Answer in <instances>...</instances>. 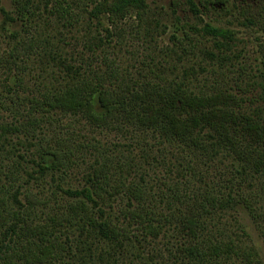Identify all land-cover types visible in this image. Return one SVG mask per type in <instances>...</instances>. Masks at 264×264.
<instances>
[{
	"label": "trees",
	"instance_id": "1",
	"mask_svg": "<svg viewBox=\"0 0 264 264\" xmlns=\"http://www.w3.org/2000/svg\"><path fill=\"white\" fill-rule=\"evenodd\" d=\"M94 1L90 13L96 17V26L101 27L98 20L101 14H106L109 26L101 27L96 37L83 44L89 52L85 60L81 57L75 61L73 56L77 52L64 56L52 50L46 53L42 39L35 35L24 37L8 52L17 69L22 68L24 58L30 54L44 52L51 64L47 65L51 78H44L35 85L31 97L23 98L26 109L22 121L13 127L1 126L0 138L6 131L34 137L43 123L52 125V116L59 113L82 119L98 131L119 135L141 152L149 149L146 138L152 136L160 145L182 148L192 157H182L174 166L177 183H167L170 199L167 212L161 210L146 186L141 165L132 159L121 161L119 156L97 147L95 165L86 177L88 186L62 189L68 200L64 207L46 213L39 209L46 200L29 190L23 193L24 203L17 200L16 190L12 195L15 207L10 209L6 199L0 197V261L63 264L62 254L67 245L59 238L62 228L66 237L67 231L75 229L76 237L96 240L99 261L104 257L114 259V255L134 247L133 244L139 249L145 237H157L160 232L165 233L164 228L173 225L174 237L183 239L177 256L179 260H187L186 264H218L231 257L241 259L244 264H258L257 259H252V252L232 241L216 238L222 237V233L219 229H208V219L216 211L237 206L253 219L258 216L253 206L258 195L250 189H240V185L259 179L260 190L264 192V113L245 112L239 95L222 87L220 81L199 79L194 65L182 68L180 75H167L165 62L153 63L150 58L146 69H124L119 57L111 56L108 49L113 48L114 36L120 38L124 31L119 24L121 20L140 19L145 13V0ZM225 1L214 0L212 4L221 5ZM12 3L16 17L27 27L35 15L32 1L12 0ZM187 3L193 15H199L197 5L192 0ZM255 4L257 16L264 11V0ZM75 6L74 0H53L48 11L62 21V26L71 27L76 22ZM189 29L196 30L195 26ZM201 35L231 38L230 32L208 24L201 28ZM198 43L184 31L173 46L189 54L197 49ZM203 53L215 59L212 53ZM196 66L204 70L200 64ZM234 84L237 92H246L237 82ZM74 145L61 134L54 135L39 149L43 162L49 161L38 165L40 172H65L74 162L72 158L77 152ZM221 156L230 161L226 177L204 182L201 170L197 169L199 161H213ZM196 182L198 185L193 186Z\"/></svg>",
	"mask_w": 264,
	"mask_h": 264
},
{
	"label": "rangeland",
	"instance_id": "2",
	"mask_svg": "<svg viewBox=\"0 0 264 264\" xmlns=\"http://www.w3.org/2000/svg\"><path fill=\"white\" fill-rule=\"evenodd\" d=\"M30 1L35 15L26 27L23 20L16 17L12 0H0V127H13L21 122L26 109L23 98L31 97L35 85L41 84L44 78H51L47 68L51 64L48 57H44V52L24 58L20 69L11 64L8 52L18 41L35 35L42 39L46 53L52 50L64 56V53L77 52L73 59L78 62L81 57L83 60L89 57V52L83 47L86 40L96 37L101 27L109 26L106 14L98 18L101 27L96 26V17L90 13L95 5L94 0H74L76 22L71 27L62 26V21L48 11L53 0ZM192 1L199 9L197 16L189 10L187 0H145L147 9L140 19L128 17L119 22L124 31L120 38L114 36L111 41L113 48L108 49L110 55H117L123 68L129 71L146 69L150 58H153V63L165 62L167 75H180L182 68L194 65L195 75L199 79L207 77L212 83L220 81L222 87L239 95L245 112L256 110L260 112L259 115H263L264 11L255 16L257 0H226L221 5L212 4L214 0ZM46 2L48 8L44 9ZM204 24L230 32L231 38L212 39L209 35H201ZM192 26L196 30L189 29ZM184 31H188L199 42L197 49L189 54L173 46L176 38L183 37ZM220 43H226L227 46ZM204 51L215 55V59H210ZM197 64L204 67V70L200 71ZM235 82L246 92H237ZM52 121V125L43 123L34 137L24 132L6 131L0 138V197L6 199L9 209L15 207L12 195L16 190L19 191L16 197L20 203H24L23 193L27 190L46 200L45 205L39 207L46 213L64 207L68 200L62 189L74 190L88 186L86 177L95 165L97 147L119 156L121 161L132 159L141 165L146 186L150 188L161 210L167 212V201H170L167 183H177L174 166L180 158L192 157L190 154L187 155L182 148L160 145L152 136L146 138L150 144L149 149L141 152L131 148L132 144L127 139L114 133L98 131L75 116L55 113ZM60 134L75 144L77 152L72 158L74 162L65 172L45 170L42 173L38 165L49 161L43 162L39 149L54 135ZM199 163L197 169L201 170V178L206 183L226 177V168L230 167V161L222 156ZM261 183L259 179L247 180L240 185V189H250L258 195L253 200L258 214L256 219L240 206L216 211L208 219V229H219L222 233V237L216 238L232 241L243 250L252 252V259H257L258 264H264V192L260 190ZM197 185L196 182L193 186ZM169 226L164 228L165 233L160 232L157 237L147 236L141 240L139 249L133 244L134 247L114 255V259L104 257L100 261L96 259V240L76 237L75 229L67 231L66 237V231L62 228L59 230V238L67 245L62 254L63 264H186L187 260H179L177 256V248L183 239L174 237L171 230L173 225ZM218 264L244 263L239 258L231 257L225 261L220 260Z\"/></svg>",
	"mask_w": 264,
	"mask_h": 264
}]
</instances>
